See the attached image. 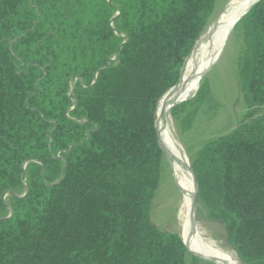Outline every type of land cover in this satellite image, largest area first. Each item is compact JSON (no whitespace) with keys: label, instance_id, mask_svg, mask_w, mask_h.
<instances>
[{"label":"trees","instance_id":"trees-1","mask_svg":"<svg viewBox=\"0 0 264 264\" xmlns=\"http://www.w3.org/2000/svg\"><path fill=\"white\" fill-rule=\"evenodd\" d=\"M216 3L0 0V264H213L152 204L169 167L159 102ZM235 32L245 110L189 159L198 215L224 227L234 264H264V0ZM208 94L205 78L192 100ZM192 100L171 110L184 132Z\"/></svg>","mask_w":264,"mask_h":264},{"label":"rangeland","instance_id":"rangeland-1","mask_svg":"<svg viewBox=\"0 0 264 264\" xmlns=\"http://www.w3.org/2000/svg\"><path fill=\"white\" fill-rule=\"evenodd\" d=\"M234 1L217 0V16L200 40L209 32L215 23L217 24L219 22ZM200 40L195 46V49ZM243 45L240 36L232 31L220 58L216 57L214 59L210 67L211 69H208L209 71L206 72L200 82L201 84L206 78V83L209 88L208 96H200L198 99L192 100L197 95V92L187 100L193 101L188 105L187 111L195 110L200 104L199 102L205 101L202 105V109L198 112L194 120L191 130L189 132H184L181 124L172 117L175 127L174 136L185 150L186 157L188 156L187 159L189 157L192 158L207 140L225 134L236 127L240 116L245 110L243 98L240 93L238 77V60L243 54ZM168 163H170V161H168ZM180 195L181 182L173 174L170 164L169 167L165 165L162 172L161 183L152 204L153 219L157 226L167 230H177L181 233V224L178 216V202L181 200ZM198 221H200V225L203 227L202 230L206 237L211 240L204 241L201 245L204 258H210L212 260V257L218 258V254L215 251L206 247L213 246L222 249L232 255L234 259H237L232 247L224 238L225 229L220 223L208 221L199 215ZM232 261L234 264V260Z\"/></svg>","mask_w":264,"mask_h":264},{"label":"bare ground","instance_id":"bare-ground-1","mask_svg":"<svg viewBox=\"0 0 264 264\" xmlns=\"http://www.w3.org/2000/svg\"><path fill=\"white\" fill-rule=\"evenodd\" d=\"M254 0H235L230 6L224 16L219 22L212 26L209 32L200 40L198 46L192 52L191 56L186 62V69L182 76L179 86L173 91L169 92L159 102L158 124L163 131L164 147L163 152L170 161V166L173 174L181 182V200H179L178 216L181 224V233L184 237L190 236L200 239L201 245L208 239L202 230L200 221H196V225L192 231V199L194 194V183L187 162L186 152L178 143L174 136V121L171 115L172 108L186 102L194 94H196L200 87V82L212 62L216 57H219L226 42L231 34V28L238 16L247 8V6ZM157 124V123H156ZM165 148V149H164ZM179 223V222H178ZM208 243V242H207ZM218 254L216 261L218 264H233L234 258L229 253L211 246H206ZM189 250V249H188ZM203 250V249H201ZM191 253L198 255L191 250ZM201 256V255H198ZM202 257V256H201ZM204 258V257H203ZM231 258V260H230ZM210 259V258H205ZM232 261V262H231ZM240 264V263H239Z\"/></svg>","mask_w":264,"mask_h":264},{"label":"water","instance_id":"water-1","mask_svg":"<svg viewBox=\"0 0 264 264\" xmlns=\"http://www.w3.org/2000/svg\"><path fill=\"white\" fill-rule=\"evenodd\" d=\"M234 1V0H233ZM261 0H254L252 3H250L248 6H247V8L238 16V18L235 20V22L233 23V25H232V28H231V32L233 31V29H234V27H235V25L240 21V19L242 18V17H244L249 11H250V9L254 6V5H256L257 3H259ZM232 3V2H231ZM230 3V4H231ZM227 40H228V38L226 39V42H227ZM226 42H225V44H226ZM225 44H224V46H225ZM197 45V44H196ZM223 51V50H222ZM222 53V52H221ZM220 56H221V54H220ZM220 56H219V58H220ZM218 58V59H219ZM215 65V64H214ZM213 67V66H212ZM211 69V68H210ZM209 69V70H210ZM208 70V71H209ZM207 71V72H208ZM180 82H181V80H180ZM180 82H179V84H180ZM179 84L176 86V87H174L171 91H173L174 89H176L178 86H179ZM171 91H169V92H171ZM168 92V93H169ZM167 93V94H168ZM156 127H157V124H156ZM157 134H158V130H157ZM158 140H159V143H160V146H161V148L163 149V147H162V144H161V142H160V139H159V135H158ZM166 159H168L167 157H166ZM187 162H188V164H189V168H190V171H191V175H192V179H193V183H194V201H193V204H192V220H191V226H192V231H193V229H194V227H195V225H196V221H197V219H198V209H199V205H198V186H197V182H196V178H195V175H194V172H193V169H192V166H191V163H190V160H189V158H188V160H187ZM185 244V243H184ZM187 247V246H186ZM188 249V248H187ZM189 251V250H188ZM190 252V251H189ZM191 253V252H190ZM191 254H193V253H191ZM194 255V254H193ZM194 256H196V257H198L199 259H201V260H204V261H207V262H210V263H213V264H217V262H215V261H213L212 259H205V258H203V257H201V256H198V255H194Z\"/></svg>","mask_w":264,"mask_h":264}]
</instances>
